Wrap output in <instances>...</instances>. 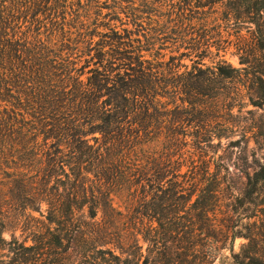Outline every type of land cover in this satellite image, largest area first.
Returning <instances> with one entry per match:
<instances>
[{"label":"trees","instance_id":"trees-1","mask_svg":"<svg viewBox=\"0 0 264 264\" xmlns=\"http://www.w3.org/2000/svg\"><path fill=\"white\" fill-rule=\"evenodd\" d=\"M222 19L228 36L237 30L231 55L241 68L225 58L233 39ZM167 28L189 50L155 63L166 53H152V40ZM182 57L192 60L184 71ZM242 75L264 105V0H0V172L9 178L7 192L0 187V264H213L238 234L212 217L219 173L203 140L198 162L157 151L168 135L153 140L146 117L152 97L191 95L192 84L212 95ZM34 162L37 174L23 171ZM65 165L74 178L65 174L60 191ZM261 183L264 160L247 172L254 206ZM13 203L41 215L24 222L22 240L3 235ZM259 205L246 244L221 264H264V197Z\"/></svg>","mask_w":264,"mask_h":264},{"label":"rangeland","instance_id":"rangeland-1","mask_svg":"<svg viewBox=\"0 0 264 264\" xmlns=\"http://www.w3.org/2000/svg\"><path fill=\"white\" fill-rule=\"evenodd\" d=\"M219 6L217 5V7ZM219 21L221 24L220 29H222L224 37L233 39L232 44L228 46L225 58L235 67L241 68L242 66L238 58L231 55L235 51L234 43L236 36H238L237 30H229L230 36H228L226 33V29H228L226 26L227 23L223 19ZM167 23H170V27L177 25L174 21L170 20ZM117 24L120 23L118 22ZM161 24L164 25L163 23ZM166 24L164 25L165 27ZM154 25L158 26L159 22ZM211 26L214 25L212 24ZM248 27L246 23L245 28L242 30L243 35L248 34ZM152 31L155 32L154 30ZM164 32L154 36L156 37V41L154 39L152 40L153 43L155 42L152 44L154 48L151 51L152 53L158 52L159 50L166 53L163 58L155 59V63L158 61L166 62L172 60L171 56L178 58L181 53L189 50L180 46V41L176 42V35L171 33V28ZM140 38L143 40L146 39L143 34L140 35ZM99 39L100 37H95V40ZM224 45L226 46L227 43H224ZM216 49V46L212 47V50L215 51ZM151 52L145 51L144 53L148 58H153V56L151 57L148 54ZM92 54H94V51H92ZM206 61L209 64L211 63L209 58ZM176 62L180 63L181 71L186 69L185 65L192 66V60L186 57L175 59ZM88 69H86V72ZM86 75L88 73L84 77ZM244 78L245 76L242 75V78L234 84H222L219 91L217 87H214L213 91H218L220 94L218 92L212 95L198 94L195 85L192 84L193 94L191 95L186 92H171L163 96L157 95L150 99L149 115L146 117V121L149 123L147 124L148 127L146 130L151 132L152 139L155 136V132L159 130L168 135V138L164 139L161 145H156L155 148L157 151L176 153L172 157V160L175 162H198L203 158L202 149L198 146L201 140H203L204 142L200 145H205L203 146V150L206 151L204 158L210 160L213 169H217L219 173L221 181L219 188L220 195L218 205L215 207L212 217L215 219V223L219 228H224V225L230 224L238 234L232 242L229 241L227 244L221 242L220 249L215 250L217 258L213 264H221L222 259L231 255V248L235 252L241 251L242 246L246 244V224L249 222L248 216L253 209H261L262 205L259 204L264 197V183H261L258 186L259 198L256 201L257 205L250 204L246 198L247 172L250 171L257 161L264 160V105H259L260 100L249 89L247 79L246 84H243ZM177 89L178 91L184 90L182 87H178ZM144 116L142 114V117ZM96 134L100 136L99 133ZM176 139L178 140L176 141ZM39 168L40 165L34 162L31 163V167L24 168L23 171L37 174ZM186 170L187 167L183 166L181 171L185 172ZM57 171L59 173L57 183L58 185L60 184L59 189L62 191L63 188L61 187L60 181L67 179V176H65L67 173L71 178H74V171L72 166L68 165H65L62 169L58 167ZM90 176L92 177L93 174H90ZM8 179L6 174L0 172V187L3 189L2 193H6L8 190L3 185V183H7L6 181ZM19 193L15 190L14 199H18ZM9 201L11 200L9 199ZM1 202L6 201L2 199ZM15 208L16 210L9 214L10 217L6 220V229L3 235L7 240L11 239L13 234L21 240L25 239L28 236L29 230H24V222L31 218L41 217L39 211H30V209L22 211L16 204ZM45 208L46 206L43 205L42 209ZM121 208L124 210V206ZM84 209L85 211L89 209L88 204L84 206ZM99 215L101 217L102 212ZM141 237L142 235L138 234L139 241L143 245L142 254L145 255L147 244L143 242ZM31 242L30 237L28 243Z\"/></svg>","mask_w":264,"mask_h":264}]
</instances>
